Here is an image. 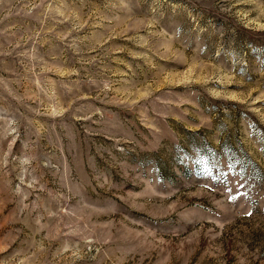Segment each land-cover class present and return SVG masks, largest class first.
<instances>
[{"label": "rangeland", "instance_id": "rangeland-1", "mask_svg": "<svg viewBox=\"0 0 264 264\" xmlns=\"http://www.w3.org/2000/svg\"><path fill=\"white\" fill-rule=\"evenodd\" d=\"M0 264H264V0H0Z\"/></svg>", "mask_w": 264, "mask_h": 264}]
</instances>
